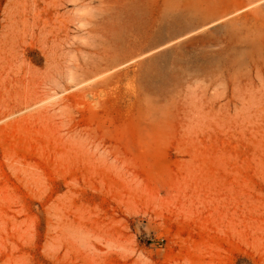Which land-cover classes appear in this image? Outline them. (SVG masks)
<instances>
[{
  "label": "rangeland",
  "instance_id": "374dc122",
  "mask_svg": "<svg viewBox=\"0 0 264 264\" xmlns=\"http://www.w3.org/2000/svg\"><path fill=\"white\" fill-rule=\"evenodd\" d=\"M0 264H264V0H0Z\"/></svg>",
  "mask_w": 264,
  "mask_h": 264
},
{
  "label": "bare ground",
  "instance_id": "6f19581e",
  "mask_svg": "<svg viewBox=\"0 0 264 264\" xmlns=\"http://www.w3.org/2000/svg\"><path fill=\"white\" fill-rule=\"evenodd\" d=\"M4 102V101H3Z\"/></svg>",
  "mask_w": 264,
  "mask_h": 264
}]
</instances>
